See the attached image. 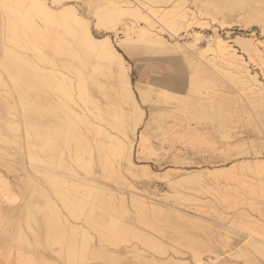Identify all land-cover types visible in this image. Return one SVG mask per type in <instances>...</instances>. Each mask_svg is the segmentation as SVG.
<instances>
[{
    "label": "rangeland",
    "instance_id": "374dc122",
    "mask_svg": "<svg viewBox=\"0 0 264 264\" xmlns=\"http://www.w3.org/2000/svg\"><path fill=\"white\" fill-rule=\"evenodd\" d=\"M259 89L264 0H0V264H264Z\"/></svg>",
    "mask_w": 264,
    "mask_h": 264
},
{
    "label": "bare ground",
    "instance_id": "6f19581e",
    "mask_svg": "<svg viewBox=\"0 0 264 264\" xmlns=\"http://www.w3.org/2000/svg\"><path fill=\"white\" fill-rule=\"evenodd\" d=\"M38 2V1H37ZM45 6V5H44ZM43 9V8H42ZM150 9V8H149ZM151 9H153V8H151ZM148 10V9H147ZM150 11V10H149ZM186 11V10H185ZM65 12V11H64ZM63 12V13H64ZM73 12V11H72ZM134 12V11H133ZM154 12V11H153ZM156 12V11H155ZM147 13V12H146ZM181 12H179V14H180ZM73 15H74V17L75 18H79V16L78 15H75V13H72ZM182 14V13H181ZM185 14H187V13H185ZM71 15V14H70ZM69 15V16H70ZM157 15V14H156ZM184 14H182V16H183ZM145 17V16H144ZM144 17H143V19H144ZM181 17V16H180ZM70 18V17H69ZM81 18V19H80ZM80 18L79 19H77V21L79 22L80 20H82V17L80 16ZM147 17H145V19H146ZM148 19V18H147ZM72 20H74L73 19V17H72ZM149 20V19H148ZM147 20V21H148ZM151 21V20H150ZM76 22V21H75ZM80 22H82V21H80ZM79 22V25L81 26V23ZM163 24V23H162ZM142 29H144V28H142ZM141 29V30H142ZM146 29V28H145ZM140 30V31H141ZM144 31H146L147 32V30H142L141 32H144ZM86 34L88 35V36H90V39H92V40H100V39H96L95 38V36H92L91 34H90V32L87 30V28H86ZM145 34V33H144ZM144 34H138L139 35V37H138V39L139 40H145V38H150V37H147L146 35H144ZM86 36V35H85ZM158 36V35H157ZM158 38V37H157ZM240 38V37H239ZM243 38V37H242ZM137 39V40H138ZM153 40H155V39H153ZM149 41H151V40H149ZM99 42V41H98ZM97 42V43H98ZM107 42V41H106ZM154 42H156V40L155 41H153V43ZM222 41H219V43H221ZM243 42V41H242ZM108 43V42H107ZM148 43V42H147ZM224 43V42H223ZM102 44V43H101ZM103 44H104V42H103ZM220 45V44H219ZM92 46V45H91ZM96 47V46H95ZM221 47H223V49H227V48H229V46H227L226 44L225 45H223V46H221ZM101 48V47H100ZM95 49V48H94ZM114 49V48H113ZM113 49H112V47L109 45V43L105 46V44H104V47L102 48V49H100L101 50V52H100V55L98 56L99 58L98 59H100V60H107V59H112V55H114V52H113ZM229 51V50H228ZM232 51V50H231ZM98 52H99V50H98ZM228 54V53H227ZM237 54V53H236ZM119 56H120V54H119ZM229 56V55H228ZM233 57V56H232ZM81 58V57H80ZM80 62V61H79ZM117 65V64H116ZM248 71V70H247ZM76 72V71H75ZM80 72V71H79ZM122 72V71H121ZM247 73V72H246ZM79 76V75H78ZM243 77V76H242ZM128 78V77H127ZM248 78V77H247ZM121 79V78H120ZM236 79H238L237 77H236ZM80 80V79H79ZM240 80V79H239ZM238 81V80H237ZM250 81V82H249ZM80 82V84H82L83 83V79L82 80H80L79 81ZM82 82V83H81ZM128 83H129V80L127 81ZM239 82H241V81H239ZM242 82H244L245 84L244 85H246V87L247 88H249V89H251V86L252 85H254L256 82H258L257 81V79L255 78V77H250V75H249V78H248V80H246L245 79V81H242ZM252 82H254V84L252 83ZM80 84H79V87H81L80 86ZM242 84V83H241ZM84 85V84H83ZM258 85H260L259 84V82H258ZM261 86V85H260ZM178 89V88H177ZM79 90V89H78ZM252 90V89H251ZM260 90V92H258V93H260L259 95H260V97H256L254 100H252L251 102H252V105H254L255 107H259L260 109H261V112L259 113V117L257 118V119H261L262 121H264L263 120V118H264V96L262 95V94H264L263 93V91H262V89H259ZM128 92V91H127ZM145 95V94H144ZM175 95V94H174ZM190 96V95H189ZM81 96H80V94H79V98H80ZM159 97V96H158ZM82 98V97H81ZM83 102V101H82ZM86 102V101H85ZM201 102V100L199 99V103ZM204 102V101H203ZM249 102V101H248ZM125 103V102H124ZM202 103V102H201ZM166 104V103H165ZM194 105V104H193ZM194 106H196V105H194ZM213 107V106H212ZM211 107V108H212ZM196 109V113L194 114L195 115V118H197V119H211V120H215V122L216 121H218L219 122V124L218 125H221V126H224V125H226V123H227V121L229 120H227V118H226V116L223 114V112H221V111H213L212 109H210V108H208L207 106H205V105H203V104H200V105H197L195 108H194V110ZM215 109V108H214ZM244 110V109H243ZM75 117V116H74ZM236 118V117H235ZM256 119V118H255ZM183 120V119H182ZM72 124V123H71ZM75 124H76V122H75ZM75 124H73V125H75ZM91 125V124H90ZM264 125V124H263ZM95 127V126H94ZM39 128V127H38ZM97 129H100V128H98L97 127ZM195 131V130H194ZM59 133V132H58ZM210 134V133H209ZM76 135V134H75ZM82 136V135H81ZM114 136V135H113ZM71 137V136H70ZM80 138V137H79ZM75 139V138H74ZM6 140V139H5ZM13 141V140H12ZM87 142V141H86ZM85 144V143H84ZM88 144V143H87ZM126 146V145H125ZM116 147V146H115ZM92 150V149H91ZM118 151V150H117ZM116 151V152H117ZM91 153V152H90ZM118 153V152H117ZM120 153V152H119ZM77 157V156H76ZM58 158V157H57ZM108 166V165H107ZM258 167V166H257ZM135 174V173H134ZM251 174V173H250ZM77 181V180H76ZM4 182V181H3ZM79 183H81L80 181H79ZM6 184V183H5ZM83 184H85V183H83ZM82 184V185H83ZM101 184H103L102 182H101ZM262 185H263V183H261ZM28 185V184H27ZM81 185V184H80ZM86 185H88V187L89 186H91V185H89V184H86ZM99 186H101V185H99ZM99 186H97V187H99ZM96 187V188H97ZM104 187V186H103ZM100 188V187H99ZM102 188V187H101ZM49 191V190H48ZM101 191V190H100ZM107 191V190H106ZM108 191H109V189H108ZM115 191V190H114ZM96 190H95V194H96ZM101 193L103 194V192L101 191L100 192V195L98 196L97 194H96V196L97 197H100V196H102L101 195ZM112 193H114L113 191H112ZM104 195H105V191H104ZM113 196H115L114 194H112ZM123 196L124 195H118V193H117V198L116 199H118V204L119 205H121L122 206V210H121V215H123V216H125L126 218L129 216V215H127V214H129V212H130V210H129V208H128V205H126V200H124V198H123ZM30 197H31V193H30ZM122 197V198H121ZM50 198V197H49ZM96 198V197H95ZM138 198V197H137ZM105 199V198H104ZM126 199V198H125ZM93 200V199H92ZM102 200H103V197H102ZM106 200V199H105ZM98 201V200H97ZM110 201V200H109ZM100 202V201H99ZM114 202V201H113ZM132 202L135 204V205H141V206H144V205H142V203L143 202H141L139 199H136L134 196L132 197ZM146 203V202H145ZM144 203V204H145ZM108 204V203H107ZM94 205V204H93ZM105 206V205H104ZM112 206H114V205H112ZM148 206V205H147ZM152 206V205H151ZM29 211H28V214H27V219H28V222L29 223H32L33 224V222L34 223H36V225H38V226H40L41 227V229L40 230H38L39 231V233H40V235L38 234V238H39V236L41 237L40 238V242L42 243L43 242V240L45 239V238H50V234L45 230V229H47V227L45 228V226L47 225V223H48V220L47 219H45V220H40V219H38L37 218V215H36V211L34 212V210H33V202L31 201V204H29ZM110 207V206H109ZM115 207V206H114ZM254 207H257V206H254ZM94 208V207H93ZM156 208H157V206H156ZM251 208V207H250ZM112 209V208H111ZM114 209V208H113ZM253 209V208H252ZM257 209V208H256ZM114 210H116V209H114ZM91 211V210H90ZM111 211H113V210H111ZM179 211V210H178ZM120 213V212H119ZM141 213V212H140ZM139 213V214H140ZM131 214H134V213H131ZM131 214H130V217H131ZM222 214V213H221ZM248 215H250V214H248ZM120 216V215H119ZM137 216V214L135 215V217ZM87 217V216H86ZM138 217V216H137ZM141 218H143V217H141ZM253 219V218H252ZM129 220H132V217L131 218H129L128 219V221ZM142 220H144V219H142ZM255 220V219H254ZM68 221V220H67ZM122 221V220H121ZM146 221V220H145ZM258 221V220H257ZM248 222H250V223H252L251 221H248ZM247 222V223H248ZM68 223V222H67ZM250 223H248V224H250ZM254 223V222H253ZM256 223V222H255ZM260 223V222H259ZM31 224V225H32ZM178 224H180V223H178ZM246 225V227L252 232V233H254V234H256L257 236H255V235H253L252 237V240H250V239H248V240H250V242L252 241V247H253V249H255V251H257V252H262V253H264V241H262L261 239H259V237L258 236H261L262 234H264V232H263V230H262V225H261V223H260V226L258 227V228H256L257 227V225H256V227H253V226H249V225ZM129 225V224H128ZM177 225V224H176ZM132 226V225H131ZM152 226H154V225H152ZM181 226V225H180ZM103 227V226H102ZM128 228H126L125 229V231H126V234H128V236L127 237H129L130 238V236H137L139 239H141V240H143L144 241V243L145 244H147V246H149L150 248H153V249H155V251H158L159 253H162L163 252V250H166V248L165 249H163L164 248V246H163V243H161V241H158L157 240V238L156 237H154V238H152V237H150V236H148V235H139V234H137V232L136 231H134V232H132L131 231V228L129 227V226H127ZM177 227H179V226H177ZM187 227V226H186ZM37 229H38V227H36ZM45 228V229H44ZM188 228V227H187ZM34 229H35V227H34ZM130 229V230H129ZM184 229V228H183ZM186 229V228H185ZM45 230V231H44ZM121 231V230H120ZM34 234V233H33ZM157 234V233H156ZM130 235V236H129ZM112 236V235H111ZM34 237V236H33ZM45 237V238H44ZM57 237H58V235H57ZM136 237V238H137ZM256 237V238H255ZM156 238V239H155ZM189 239V241H188V243L190 242V244L193 242V241H195L194 239H192L191 238V236L188 238ZM120 240V239H119ZM127 240V239H126ZM129 240V239H128ZM208 240V239H207ZM64 241V240H63ZM88 240H85L84 242H82L83 244H82V246H81V248H82V250L85 252H87V250H88V248H89V242H87ZM130 241V240H129ZM246 241V240H245ZM210 242V241H209ZM249 242V241H248ZM249 242V243H250ZM118 243H121L120 241H118ZM162 245H161V244ZM206 244V243H205ZM208 244V243H207ZM41 245V244H40ZM80 245V244H79ZM120 245V244H119ZM209 245V244H208ZM207 245V246H208ZM248 245V244H247ZM250 245V244H249ZM167 246V245H166ZM202 246V245H201ZM163 247V248H162ZM206 247V246H205ZM210 247H211V245H210ZM208 248V250H211L212 249V247H211V249H209V247H207ZM206 249V248H205ZM241 249V248H240ZM81 250V249H80ZM207 250V249H206ZM242 251V250H241ZM166 252V251H165ZM164 252V253H165ZM200 251H198L196 254H195V258H197L199 261H202V257H201V254L200 253H202V252H200ZM164 253H162V254H164ZM234 256V255H233ZM251 259V258H250ZM255 261V260H254ZM150 263V262H149ZM185 264H188V263H186V261L184 262Z\"/></svg>",
    "mask_w": 264,
    "mask_h": 264
},
{
    "label": "crops",
    "instance_id": "0c3cea01",
    "mask_svg": "<svg viewBox=\"0 0 264 264\" xmlns=\"http://www.w3.org/2000/svg\"><path fill=\"white\" fill-rule=\"evenodd\" d=\"M95 250H98V249L93 248L92 252L95 253ZM100 252L103 253L102 251H100ZM106 253H107V252H106ZM107 254H108V253H107ZM103 255H104V257H107V256L109 255L108 258H111V257H112L113 259H115V256H114V255H110V254H108V255L103 254ZM94 257H95V256H94ZM102 258H103V257H102ZM147 264H151V263L148 262Z\"/></svg>",
    "mask_w": 264,
    "mask_h": 264
}]
</instances>
